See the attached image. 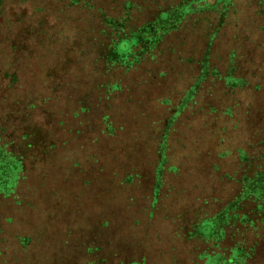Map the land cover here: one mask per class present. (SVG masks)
I'll use <instances>...</instances> for the list:
<instances>
[{"label": "rangeland", "instance_id": "1", "mask_svg": "<svg viewBox=\"0 0 264 264\" xmlns=\"http://www.w3.org/2000/svg\"><path fill=\"white\" fill-rule=\"evenodd\" d=\"M195 2L3 0L0 264H264V1Z\"/></svg>", "mask_w": 264, "mask_h": 264}, {"label": "trees", "instance_id": "2", "mask_svg": "<svg viewBox=\"0 0 264 264\" xmlns=\"http://www.w3.org/2000/svg\"><path fill=\"white\" fill-rule=\"evenodd\" d=\"M264 1V0H263ZM2 2H3V0H0V6H2L3 4H2ZM79 2V1H78ZM196 4H198V5H200V7L202 8V6L201 5H203V6H206V7H209L210 6V4H209V0H196V2H195ZM74 5H78V7L80 6H84L82 3H78V4H75V3H73ZM3 10L1 9V12H2ZM10 21L8 20L7 21V26H9V23ZM152 25H155L154 23H149V24H147V25H144L143 26V28L144 27H148V29L149 28H153V27H151ZM10 27H11V25H10ZM130 37L134 40V39H139L140 38V35H138V33L136 32V31H130ZM131 42H129V41H115V40H110L104 47H103V49H104V52H106L107 53V55L109 56V55H111V53L113 52V48H114V46H116L117 45V48H118V50L121 52V53H124V54H128L129 52H131L130 50H131ZM15 50H16V48H15ZM15 75L12 77V81H15ZM242 83V82H241Z\"/></svg>", "mask_w": 264, "mask_h": 264}]
</instances>
